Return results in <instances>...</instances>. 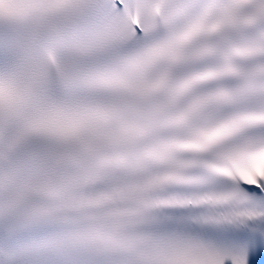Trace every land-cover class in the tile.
Masks as SVG:
<instances>
[{
  "label": "snow or ice",
  "instance_id": "1",
  "mask_svg": "<svg viewBox=\"0 0 264 264\" xmlns=\"http://www.w3.org/2000/svg\"><path fill=\"white\" fill-rule=\"evenodd\" d=\"M0 264H264V0H0Z\"/></svg>",
  "mask_w": 264,
  "mask_h": 264
}]
</instances>
